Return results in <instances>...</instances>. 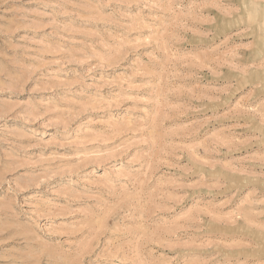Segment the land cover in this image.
Returning a JSON list of instances; mask_svg holds the SVG:
<instances>
[{
    "label": "rangeland",
    "instance_id": "rangeland-1",
    "mask_svg": "<svg viewBox=\"0 0 264 264\" xmlns=\"http://www.w3.org/2000/svg\"><path fill=\"white\" fill-rule=\"evenodd\" d=\"M0 264H264V0H0Z\"/></svg>",
    "mask_w": 264,
    "mask_h": 264
}]
</instances>
